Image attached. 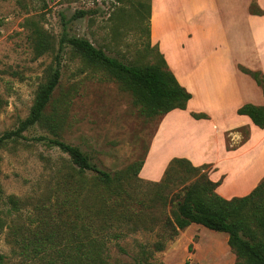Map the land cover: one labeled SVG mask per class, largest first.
<instances>
[{
	"label": "rangeland",
	"instance_id": "1",
	"mask_svg": "<svg viewBox=\"0 0 264 264\" xmlns=\"http://www.w3.org/2000/svg\"><path fill=\"white\" fill-rule=\"evenodd\" d=\"M152 1L160 16L170 18V33L178 30L180 19L194 18L202 52L231 58L240 50L244 62L236 63V70L240 71L238 65L252 69L259 66L243 0H0V134L15 128L28 114L38 85L54 64L63 35L87 38L125 63L158 62L159 55L147 31V4L151 7ZM250 4L248 11L256 9L253 1ZM39 34L50 43V48L41 53L36 49ZM215 67L219 72L220 66ZM45 113L48 121L30 126L24 132L25 138L0 146V216L10 222L6 198L13 195L19 201L16 217L22 233L26 232V224L31 228L43 226L40 217L49 209L41 208V204L54 184V172L73 171L67 167L66 153L34 137H57L80 147L105 170L126 171L141 159L144 164L162 117L142 115L132 93L119 79L103 66L85 61L67 43H63L60 57V79ZM241 132L246 133L243 129ZM158 150L157 147L153 156ZM149 163L148 159L144 169ZM141 169L142 166L130 189L131 220L114 229L124 234L108 243L109 264H135L138 260L158 264L238 261L225 232L195 223L167 239L161 250L153 251V243L162 238L161 226L169 206L163 205L155 187L162 175L151 180ZM209 170L210 166L202 171ZM53 200L50 196L49 202ZM53 218L49 214L47 225L53 223ZM7 231L5 227L0 232V253L6 255V264H22L11 252V229Z\"/></svg>",
	"mask_w": 264,
	"mask_h": 264
},
{
	"label": "trees",
	"instance_id": "2",
	"mask_svg": "<svg viewBox=\"0 0 264 264\" xmlns=\"http://www.w3.org/2000/svg\"><path fill=\"white\" fill-rule=\"evenodd\" d=\"M249 12L264 14L258 6L250 8ZM149 17L150 5L147 4L148 38ZM63 43L77 51L85 61L103 66L119 79L132 93L134 103L139 105V112L144 116H163L174 108L184 109L191 97L168 68L156 45L153 46L159 61L139 65L108 55L87 38L63 35L58 42L54 64L50 66L45 81L38 85L28 114L15 128L0 134V146L9 140L25 138L24 132L30 126L48 121L45 108L60 79ZM47 48H50L49 40L39 34L36 49L41 53ZM238 68L249 75L264 94L262 71L242 65ZM236 112L247 115L258 127H264L263 105L243 103ZM192 116L199 118L205 115L192 113ZM34 139L44 140L66 153L69 159L67 167L73 171L54 172V184L41 204V208L49 209L40 217L42 227L31 228L26 224V232L22 233L16 217L20 212L19 201L13 195L7 196L6 203L10 205L7 215L12 217L6 223L5 217L0 216V232L6 227L10 233L11 229V252L19 257L22 264H109L107 246L113 238L124 234L114 229H120L131 220L130 189L133 180L138 178L143 159L128 166L126 171H108L99 167L76 145L44 135ZM208 167V164L195 166L184 157L169 160L161 179L155 183L163 205L169 206V214L161 226L162 238L152 245L153 251L161 250L167 239L195 223L227 234V244L238 260L235 264H264V178L249 193L226 199L215 191L219 181H212L208 171H202ZM50 196L54 198L51 203ZM137 200L143 202L141 198ZM49 214L54 217L53 223L48 224L52 225L50 227L45 220ZM6 262V255L0 253V264ZM135 264L158 263L138 260Z\"/></svg>",
	"mask_w": 264,
	"mask_h": 264
},
{
	"label": "crops",
	"instance_id": "3",
	"mask_svg": "<svg viewBox=\"0 0 264 264\" xmlns=\"http://www.w3.org/2000/svg\"><path fill=\"white\" fill-rule=\"evenodd\" d=\"M243 1L250 42L260 63L253 69L264 74V14L248 11L252 1L264 10V1ZM193 19H180L178 30L170 33V18L160 16L152 1L150 44L157 46L168 68L191 97L184 109L174 108L160 118L144 162L149 159L150 165L144 169L143 164L141 171L147 172L151 180L159 179L171 158L184 157L195 166H210L208 176L219 181L215 191L223 198L243 196L264 178V127H258L236 110L247 102L264 106V94L249 75L234 67L244 62L242 51H236L231 58L202 52ZM215 66H220L219 72ZM192 113L205 116L195 118ZM242 129L246 131L244 135ZM157 147V156H153Z\"/></svg>",
	"mask_w": 264,
	"mask_h": 264
}]
</instances>
